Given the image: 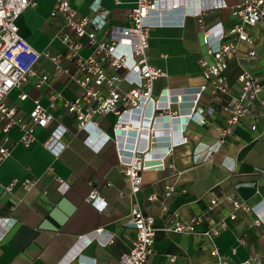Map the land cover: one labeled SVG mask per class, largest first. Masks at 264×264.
<instances>
[{"label": "crops", "instance_id": "crops-1", "mask_svg": "<svg viewBox=\"0 0 264 264\" xmlns=\"http://www.w3.org/2000/svg\"><path fill=\"white\" fill-rule=\"evenodd\" d=\"M56 1L37 0V6L27 9L17 20L20 35L40 53L60 54L67 71L55 76L52 63L42 58L36 66L39 77L10 93L7 103L17 107L19 117L26 120L35 102L48 106L53 93L68 100L82 93L76 81L82 74L57 37L63 20L52 15ZM95 1L71 3L80 14L88 16ZM241 1L203 0L204 5L214 8L205 17L206 25L222 23L228 31L235 22L232 9ZM100 2L110 11L109 25L130 26L127 14L136 0ZM188 8L151 17L153 23L163 25L151 29L147 57L168 74L155 82L154 96L170 91L175 102L179 97L188 102L197 89L208 85L199 61L213 62L197 19L186 14ZM248 32L255 40L256 56L247 61L249 47L239 46L238 57L229 62L226 71L230 94L217 95L210 90L203 94L202 106L213 108L215 113L207 116L204 124L195 117L184 134L188 143L174 149L166 160V170L144 172L142 188L135 195L121 169L113 138L116 116L98 118V127L112 140L97 153L84 144L87 134L77 129L61 105L51 110L55 120L47 129L36 131L35 143L30 147L16 145L11 156L0 163V264H120L137 237V231L128 225L134 210L154 217L159 229L153 253L145 264H245L254 259L264 264V109L260 104L264 100V25L250 27ZM90 53L88 46L81 50L85 57ZM244 70L262 83L254 104L258 117H246L231 127L221 143L220 129L228 128L223 107L231 97L240 95L238 78ZM43 76L50 80L40 84ZM22 94L27 95L24 101L20 99ZM186 104H175L173 110ZM183 123L173 121L172 129L177 130ZM254 124L256 130H252ZM51 134L56 142L48 150L44 142ZM19 136L13 130L10 143L17 142ZM3 138L0 134V142ZM158 145L157 156L169 142L165 139ZM28 180L35 183L29 191L23 185ZM14 181L13 190L7 191ZM167 187H174V192L166 197ZM94 189L108 203L104 212L88 203ZM153 195L157 201L151 202L149 197ZM229 196L243 207L235 208L227 200ZM214 198L220 204L212 208ZM164 209L178 211L181 221L202 216L204 223L195 234L165 232L161 230L167 223ZM7 219L13 220L8 224ZM222 223L227 227L220 235L214 239L205 235Z\"/></svg>", "mask_w": 264, "mask_h": 264}, {"label": "built area", "instance_id": "built-area-1", "mask_svg": "<svg viewBox=\"0 0 264 264\" xmlns=\"http://www.w3.org/2000/svg\"><path fill=\"white\" fill-rule=\"evenodd\" d=\"M37 6V0H0V163L11 156L16 145L30 147L36 141V131L47 129L55 120L51 110L60 105L70 115L79 131L87 137L84 144L99 153L112 140V137L98 127V118L108 115L116 116L113 138L117 141L118 157L123 173L128 177L133 195L140 192L143 185L142 174L150 170H166V160L171 157L174 149L188 143L185 132L189 124L200 117L202 124L206 117L212 116L215 110L201 104L203 94L210 90L217 95H229L230 86L227 82L226 71L229 62L239 54V46L249 47L246 60L256 56L255 40L248 29L259 24L264 25V0H242L232 9L233 26L227 31L222 23L207 26L205 17L214 8L204 5L203 0H136L135 6L128 11L130 26L119 27L109 25L110 11L101 6L96 0L91 7L92 15L80 14L71 0H57L52 13L60 16L63 26L57 36L66 47L69 60L75 64L82 74L76 78L82 88V93L73 100L65 99L60 93L50 96L48 106L35 102L29 119L18 115V109L6 101L10 93L24 86L31 78L39 77L36 66L42 58L48 59L53 67L55 76L67 72L62 65V56L50 51L44 53L34 49L21 35L17 24L18 18L29 8ZM189 16L197 19L203 32V43L207 53L213 58L209 63L205 59L199 61L203 75L208 85L201 86L184 102L182 97L173 101L170 91H165L160 97L154 96V85L159 79L166 78L167 72L152 65L147 57L150 31L162 26L153 23L152 15L175 12L187 7ZM87 41V44L84 42ZM86 44V45H85ZM84 46L91 53L85 57L81 54ZM40 84L50 80L49 76L40 78ZM241 93L224 105L227 129H220V141L225 142L231 127L250 117L257 120L254 104L259 99L262 83L259 78L244 70L239 75ZM22 94L20 99L26 100ZM165 98V99H164ZM187 103L180 110H173L175 104ZM264 109V100L260 101ZM182 120L177 130L172 129L173 121ZM257 125L252 126L256 130ZM15 130L19 140L10 143V135ZM169 146L162 149L157 156L155 151L163 140ZM56 136L51 134L44 142V147L52 150ZM6 143H10L9 146ZM174 169L173 164H169ZM16 181L6 190L12 191ZM33 181H25L24 189L29 191L34 186ZM111 186V184H108ZM174 187H167L165 196H171ZM88 203L100 212H104L108 203L97 190H92ZM151 202L157 201L156 196H150ZM235 208L243 205L232 196L227 197ZM220 200L212 199L211 207L219 206ZM166 215L165 232L180 234H195L204 223L202 216H195L181 221L178 211L164 209ZM235 217V215H233ZM13 219L5 220L8 224ZM260 220L256 224H260ZM128 225L137 231V237L132 249L122 255L120 264H145L153 253L155 237L159 231L156 219L134 210L128 220ZM222 223L220 228L208 230L205 235L214 239L226 228ZM99 233L101 230L98 231ZM245 264H260L254 259Z\"/></svg>", "mask_w": 264, "mask_h": 264}, {"label": "rangeland", "instance_id": "rangeland-1", "mask_svg": "<svg viewBox=\"0 0 264 264\" xmlns=\"http://www.w3.org/2000/svg\"><path fill=\"white\" fill-rule=\"evenodd\" d=\"M214 13V12H213Z\"/></svg>", "mask_w": 264, "mask_h": 264}]
</instances>
